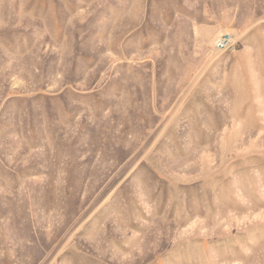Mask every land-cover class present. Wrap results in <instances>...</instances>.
Here are the masks:
<instances>
[{"label":"rangeland","instance_id":"1","mask_svg":"<svg viewBox=\"0 0 264 264\" xmlns=\"http://www.w3.org/2000/svg\"><path fill=\"white\" fill-rule=\"evenodd\" d=\"M0 264H264V0H0Z\"/></svg>","mask_w":264,"mask_h":264},{"label":"built area","instance_id":"2","mask_svg":"<svg viewBox=\"0 0 264 264\" xmlns=\"http://www.w3.org/2000/svg\"><path fill=\"white\" fill-rule=\"evenodd\" d=\"M214 44L217 49H230L233 45V37L228 33L222 34L216 38Z\"/></svg>","mask_w":264,"mask_h":264}]
</instances>
